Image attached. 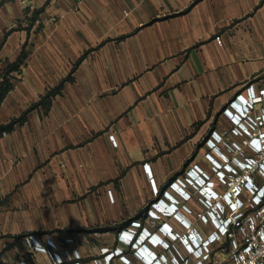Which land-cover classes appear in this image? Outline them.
<instances>
[{"label":"crops","instance_id":"1","mask_svg":"<svg viewBox=\"0 0 264 264\" xmlns=\"http://www.w3.org/2000/svg\"><path fill=\"white\" fill-rule=\"evenodd\" d=\"M218 34L222 46L214 40ZM32 36L30 55L22 47ZM13 43L14 52L3 59L12 62L25 53L18 75L30 58L55 67L58 84L63 81L55 97L65 88L80 91L85 105H96L97 116L113 123L110 133L117 145L98 130L82 141L74 161L86 170L87 184L114 183L120 192L114 201L106 194L91 195L80 206L82 213L65 221L66 228H94L91 242L82 237V250L88 245L106 253L124 247L117 233L127 219L140 221V230L150 231L152 239L163 236L160 226L183 232L175 217L153 219L148 211L160 199L162 207L169 202L163 192L176 195L169 185L180 169L198 164L208 170L203 155L210 148L202 145V137L228 125L223 109L237 93L262 84L264 0H0V47ZM21 134L15 129L0 133V151L9 155L18 149ZM31 144L49 145L39 139ZM193 201L194 209L201 206ZM94 231L101 237L92 238ZM20 239L1 241L0 264H53L51 255L32 244L31 255L22 253ZM146 244L142 249L160 251ZM55 249L49 250L62 254ZM136 249L129 254L135 264ZM111 256L112 264H125ZM63 263L92 264L83 258Z\"/></svg>","mask_w":264,"mask_h":264},{"label":"rangeland","instance_id":"2","mask_svg":"<svg viewBox=\"0 0 264 264\" xmlns=\"http://www.w3.org/2000/svg\"><path fill=\"white\" fill-rule=\"evenodd\" d=\"M34 41L35 36H32L22 47L30 55L33 54ZM14 44L10 47H0V67L5 60L10 61L9 58L3 57L12 55L16 48ZM29 61L26 63L25 73L18 75L14 72L10 76L15 87L7 94L0 107V124L9 123L32 108L22 122L15 125V130L23 132L19 138L21 146L18 149H10V156L0 151V256L1 241L9 240V243H15L16 237L22 235L18 249L25 255H31L28 251L29 240L30 236H33L37 246L40 248L41 243L48 255L52 256L53 264L72 263L79 258L87 259L92 264H95V259L101 264H112L111 253L117 247L102 253L100 249L96 252L93 249L90 251L87 245L84 251L80 248L82 237L86 236L91 242L88 237L90 231H81L80 227L66 228L65 221L71 219L74 213L81 214L80 206L91 195L106 194L110 201H114L120 192L116 191L114 183L107 182L102 186L87 184L86 170L82 163L74 161L81 153L82 141L98 130H101L102 134L109 133L111 141L113 136L115 141L112 142L117 145L115 134L110 133L113 123L109 124L105 119L98 117L96 105H85L80 91L77 90L70 91L65 88L55 97L61 87L48 100L42 101L44 96L60 84L57 69L48 65L42 67L31 58ZM41 101L43 103H40ZM204 137L202 145L204 142L206 145L210 136L207 139ZM37 139L49 143L48 148L33 146L32 141ZM157 150L160 151V148ZM158 155L161 156L162 153L153 155L152 160ZM203 157L208 160L210 158L207 153H204ZM187 170L180 169L174 180L184 175ZM156 190H160V187L153 186L154 194H158ZM193 200L194 196L185 202L191 210L194 209ZM186 216L194 222L193 214L187 213ZM32 232L36 234H30ZM91 236L98 239L101 233L94 231ZM123 244L124 247L120 246L123 254L117 255L121 261L124 260L122 255L129 258L133 247ZM49 249H55L62 254L56 256Z\"/></svg>","mask_w":264,"mask_h":264},{"label":"built area","instance_id":"3","mask_svg":"<svg viewBox=\"0 0 264 264\" xmlns=\"http://www.w3.org/2000/svg\"><path fill=\"white\" fill-rule=\"evenodd\" d=\"M214 40L223 45L222 35ZM223 115L228 125L213 130L206 140L210 170L195 164L171 182L176 195L166 193L167 204L162 207L160 199L149 209L153 219L161 215L175 217L183 225V232L160 226L163 236L152 239L150 231L140 230V221L119 231L122 243L128 244L132 236L142 234L144 238L149 235L153 246L159 248L142 249L147 245L139 241L133 253L137 264H264V80L257 87L250 84L237 93L224 107ZM111 139L115 141L113 136ZM145 168L156 188L149 164ZM193 196L201 206L191 210L185 202ZM187 213L193 214L200 225L190 221ZM29 242L36 250H46L41 243L40 248L37 246L33 236ZM121 254L123 249L117 247L111 255ZM121 258L125 264H135L125 255ZM94 261L101 264L98 259Z\"/></svg>","mask_w":264,"mask_h":264},{"label":"trees","instance_id":"4","mask_svg":"<svg viewBox=\"0 0 264 264\" xmlns=\"http://www.w3.org/2000/svg\"><path fill=\"white\" fill-rule=\"evenodd\" d=\"M39 12V11H38ZM37 12V13H38ZM33 18V17H31ZM25 57V53L22 52L20 57L18 59H16L15 61H5V63H3V65L0 67V107L5 99V97L7 96V94H9L15 87V83L13 81H11V75L14 72H18L20 70V66L23 62V59ZM63 86V81L56 87L54 88L51 92L48 93V95L44 96L42 101L48 100L49 97L55 93H57L61 87ZM40 103H43V102ZM30 110H32V108H29L26 112H24L20 117L13 119L12 121H10L9 123L6 124H0V133L2 132H6V131H12L15 129V125L17 123H21L22 120L24 119V117L26 116V113H28ZM177 176V174H174L173 177L171 178V180ZM130 222V219L125 220L123 223H121L119 225V227H126ZM79 230L81 231H92L93 229H86V228H80ZM96 230H102L100 228H97ZM30 234H36V232H32ZM22 237V235L17 236V239H20ZM228 242H225V245L227 246ZM81 259V258H79Z\"/></svg>","mask_w":264,"mask_h":264},{"label":"clouds","instance_id":"5","mask_svg":"<svg viewBox=\"0 0 264 264\" xmlns=\"http://www.w3.org/2000/svg\"><path fill=\"white\" fill-rule=\"evenodd\" d=\"M242 105V107H244V104L242 103L241 104ZM167 192H165L164 194H165V196L167 197V194H166ZM146 230H144V228H143V232H145ZM142 232V233H143ZM150 238H152V237H150ZM150 238H149V235H147L145 238H144V236L142 235V234H140V235H134V236H132V238L130 239V242L128 243V245H132L133 246V248H135L134 247V245H138L139 244V241L143 244V245H147L146 244V241L147 242H150L151 244H152V242H151V240H150ZM153 245V244H152Z\"/></svg>","mask_w":264,"mask_h":264}]
</instances>
